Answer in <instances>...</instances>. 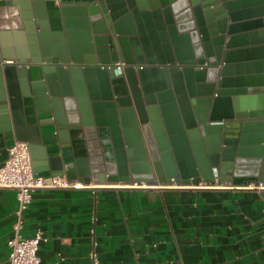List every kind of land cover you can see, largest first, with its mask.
Instances as JSON below:
<instances>
[{"label": "water", "instance_id": "water-1", "mask_svg": "<svg viewBox=\"0 0 264 264\" xmlns=\"http://www.w3.org/2000/svg\"><path fill=\"white\" fill-rule=\"evenodd\" d=\"M45 2L6 0L28 37L14 48L0 31V135L29 143L35 172L86 184L264 182V0H86L73 9L80 44L53 34ZM33 65L42 78L30 80ZM59 140L62 155L50 156Z\"/></svg>", "mask_w": 264, "mask_h": 264}, {"label": "crops", "instance_id": "crops-1", "mask_svg": "<svg viewBox=\"0 0 264 264\" xmlns=\"http://www.w3.org/2000/svg\"><path fill=\"white\" fill-rule=\"evenodd\" d=\"M78 1L82 2L46 0L45 10L53 34L68 30L80 44L84 15L73 9L89 3ZM15 10L6 0L0 1L4 24L0 31L10 32L5 39L14 48L28 37L25 28L14 26ZM87 17L93 23L91 15ZM2 62L13 63V59ZM27 71L30 80L43 77L41 66L27 67ZM39 117L52 122L53 115ZM42 131L57 129L49 124ZM15 142L13 131L0 135V158ZM62 145L60 140L48 144L49 155H62ZM111 145L115 158L112 138ZM75 150L72 145V158ZM74 180L83 186L37 190L24 210L22 234L31 237L41 231L46 237L38 251L41 264H91L94 244L99 264H264V182L161 185ZM18 208L16 190L0 188V264H9L8 242L14 235Z\"/></svg>", "mask_w": 264, "mask_h": 264}, {"label": "built area", "instance_id": "built-area-1", "mask_svg": "<svg viewBox=\"0 0 264 264\" xmlns=\"http://www.w3.org/2000/svg\"><path fill=\"white\" fill-rule=\"evenodd\" d=\"M110 66L120 69V73H123L126 63L119 60ZM8 150V159L0 165V188L16 190L19 200L17 219L13 224L14 235L8 242L10 248L8 261L9 264H41L38 251L41 241L46 237L41 231L31 237L22 234L24 210L37 190L76 188L83 184L66 176H45L35 172L28 142L17 141ZM96 249L97 246L94 244L90 252L91 264H99Z\"/></svg>", "mask_w": 264, "mask_h": 264}, {"label": "bare ground", "instance_id": "bare-ground-1", "mask_svg": "<svg viewBox=\"0 0 264 264\" xmlns=\"http://www.w3.org/2000/svg\"><path fill=\"white\" fill-rule=\"evenodd\" d=\"M135 68H141V67H143V65L142 64H140V63H136L135 65H133ZM115 72H116V74H120V69H117L116 67H115ZM118 91H123V92H126V91H128V93L130 94V89H129V87H128V89H125V88H123V87H120V88H118ZM116 96H114V98H115ZM126 149H127V147H126ZM106 178H107V175L105 176ZM102 183H104V181L102 182ZM143 183V182H142ZM104 185V184H103ZM118 185V184H117Z\"/></svg>", "mask_w": 264, "mask_h": 264}]
</instances>
